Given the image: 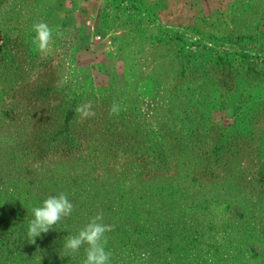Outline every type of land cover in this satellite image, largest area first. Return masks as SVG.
<instances>
[{
    "label": "rangeland",
    "instance_id": "rangeland-1",
    "mask_svg": "<svg viewBox=\"0 0 264 264\" xmlns=\"http://www.w3.org/2000/svg\"><path fill=\"white\" fill-rule=\"evenodd\" d=\"M101 211L111 264H264V0H0V264H82Z\"/></svg>",
    "mask_w": 264,
    "mask_h": 264
},
{
    "label": "clouds",
    "instance_id": "clouds-1",
    "mask_svg": "<svg viewBox=\"0 0 264 264\" xmlns=\"http://www.w3.org/2000/svg\"><path fill=\"white\" fill-rule=\"evenodd\" d=\"M35 33L32 43L43 54L51 51L54 43L53 28L46 22H37L32 26ZM56 35L62 37L63 33L56 31ZM124 107L113 102L109 108L110 116H119ZM81 122L95 116L91 101L78 105L74 109ZM74 211V205L67 193L50 195L43 200L42 204L31 209L32 219L28 221V242L35 244L36 238L54 229L62 219L69 217ZM113 229L111 224L104 222L103 212H98L89 218L88 222L74 235H68L62 246L66 255L78 254L83 248L84 259L82 264H111L112 253L106 249L108 233ZM146 258L147 253H142Z\"/></svg>",
    "mask_w": 264,
    "mask_h": 264
},
{
    "label": "crops",
    "instance_id": "crops-1",
    "mask_svg": "<svg viewBox=\"0 0 264 264\" xmlns=\"http://www.w3.org/2000/svg\"><path fill=\"white\" fill-rule=\"evenodd\" d=\"M185 1H193V0H185Z\"/></svg>",
    "mask_w": 264,
    "mask_h": 264
}]
</instances>
